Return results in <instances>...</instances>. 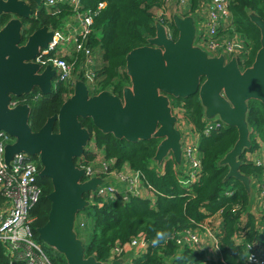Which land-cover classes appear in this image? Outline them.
Returning <instances> with one entry per match:
<instances>
[{"label": "trees", "instance_id": "1", "mask_svg": "<svg viewBox=\"0 0 264 264\" xmlns=\"http://www.w3.org/2000/svg\"><path fill=\"white\" fill-rule=\"evenodd\" d=\"M56 0L54 6L40 9L33 28L47 26L63 36L71 27L79 28V18L92 19L90 33L85 37L77 35L79 42L91 50L93 63L88 65L81 52L73 46L71 56L64 59L72 64V77L67 82H52L51 93L42 95L37 89L29 95L13 98L12 102L27 104L30 107L28 123L32 131H38L48 117L56 114L62 103L72 93L73 80L84 81L90 95L110 91L121 96L122 89L129 85L125 73V56L131 50L146 45V40L155 33L156 13L168 9L171 13L179 5V0ZM104 7L99 9V4ZM210 0H189L187 15L197 22L208 14ZM230 23L218 30V36L230 38L237 33L244 42V53L237 59L241 70L254 62L260 49V33L250 22L248 14L254 13L264 21V0H228ZM169 36L176 39L177 32L171 20L164 21ZM77 31V32H78ZM51 52L49 56H54ZM98 57V61H97ZM85 72L92 75V82L86 80ZM173 110L190 127L197 137L196 157L199 159L197 180L188 186L182 181L190 178L188 162L175 164L171 156L158 166L153 161L158 139L135 143L118 140L111 134L98 131L90 119H79L83 128L91 134L95 150L100 151L102 162L93 165L95 153L85 149L76 166L91 164L92 169L107 172L138 174L145 187L155 196L154 201L144 197L128 196L124 199L126 184L108 175L101 176L105 185L111 186L113 195L105 198L94 197L89 207L78 213L75 231L81 240L85 256H94L97 261H111L116 248H122L136 237H141L146 248L135 253L127 264H246V245L252 242L264 244V212L260 216L247 212L249 199L242 184L226 179L228 167L219 161L228 153L238 135L234 128L223 123H213L204 118L198 96L184 99H171ZM263 106L258 101H248L247 123L250 130L251 147L241 156L240 172L252 180L255 195L253 201L259 204L264 191L263 169L246 159L248 153L258 148L256 139L264 143ZM211 127L208 134L204 131ZM56 130V129H55ZM99 157V156H98ZM30 159L40 165L35 157ZM41 196L30 210L34 219L32 232L34 240L47 254L51 264H66L62 255L46 247L37 237L36 228L43 226L48 219L50 203L46 199L52 188L46 179L37 178ZM89 199L88 195L84 196ZM0 204H3L0 197ZM219 215L220 223L215 229L218 240L216 260H205L203 251H194L187 245L178 246L176 240L187 230H196L205 219ZM0 264H22L16 257H10L0 243Z\"/></svg>", "mask_w": 264, "mask_h": 264}, {"label": "water", "instance_id": "2", "mask_svg": "<svg viewBox=\"0 0 264 264\" xmlns=\"http://www.w3.org/2000/svg\"><path fill=\"white\" fill-rule=\"evenodd\" d=\"M25 11L19 2L17 15L25 17ZM248 17L260 33V49L250 67L241 70L235 57L226 61L223 55L213 57L196 46L195 17L174 14L176 39L170 38L166 27L155 21L154 36L146 40L145 46L126 54L129 85L122 89L121 96L106 90L90 95L85 82L76 78L71 95L36 132L28 123L30 107L13 104L12 99L29 95L34 89L42 95L51 93L55 70L50 66L41 70L35 60L39 50L51 42L53 33L42 27L20 46L19 20L9 21L0 30V131L14 140L4 147V160L9 167L18 153L37 158L38 177L48 180L52 190L46 195L50 203L47 222L35 231L38 239L62 255L66 264H127L130 260V255L106 262L85 256L77 237V215L91 204L84 196L95 193L105 183L99 177L85 181V170L75 164L92 137L79 119H90L98 131L118 140L135 143L158 139L153 158L156 165L171 156L180 166L182 134L176 128L178 119L171 99L196 94L206 120L217 119L236 129L237 141L219 165L228 167L226 179L239 181L250 201L251 179L239 169L241 156L251 147L248 101H258L264 108V21L254 13Z\"/></svg>", "mask_w": 264, "mask_h": 264}, {"label": "built area", "instance_id": "3", "mask_svg": "<svg viewBox=\"0 0 264 264\" xmlns=\"http://www.w3.org/2000/svg\"><path fill=\"white\" fill-rule=\"evenodd\" d=\"M189 0H179V5L171 13L168 9H161L157 11L161 14V18L155 21L164 25V21L171 20L174 14H181L183 7ZM46 7L54 6L56 0H44ZM75 4L76 1L74 0ZM228 0H210L209 10L207 17L201 19L198 24V36L195 45L207 51L211 56L217 57L223 55L225 60L235 57L238 59L244 53V42L237 33H234L230 38L221 39L218 36V30L221 26L230 23L229 10L227 7ZM104 3L99 4V9L104 7ZM180 15V16H185ZM191 15V14H189ZM80 31L69 33L68 36H63L58 31L53 30V38L45 49H41L39 55L36 58V62L42 67L52 66L56 71V79L59 82H67L72 77V64H68L64 59L66 54L58 51L59 45L73 42V46L76 52H81L85 58V63L91 65L93 63V56L91 50L86 48L82 42H79L77 35L81 38H85L90 33V26L92 19L89 16L79 18ZM165 26V25H164ZM51 52H54V56H49ZM58 53L62 55H58ZM86 80L92 82V75L85 72ZM75 80V79H74ZM73 80V83H74ZM72 83V84H73ZM13 104H16L13 102ZM177 116L176 128L187 127V130L191 134L190 127L181 120V117L177 114V110H173ZM213 123H219L217 119L208 120ZM219 121V122H218ZM222 123V122H221ZM211 127L205 129L204 133L208 134ZM193 134V133H192ZM183 138V135H182ZM259 138L256 139L257 145H264L263 142H259ZM13 139L4 131H0V197L3 204H0V243L6 249L7 255L10 257H16L22 264H51L47 254L43 250L42 246L37 243L33 238L32 224L34 219L30 217V210L37 204L41 196V188L37 183L38 167L30 159V156L25 153L15 154L8 167L4 160V147L13 143ZM196 143L193 141V135L189 136L188 142L182 147L183 160L188 162L190 172V178L182 181L184 186H188L197 180L199 173L200 162L196 157ZM246 159L252 162L254 165L263 169L264 176V157L258 154L248 153ZM85 170V181L91 177H99L103 175H113L120 181L125 182V196H137L146 198L148 194H153L149 187H145L139 179L138 174H132L129 172L124 173H108L106 166L103 165L102 170L92 169L91 164L85 166H78ZM129 173V175H127ZM103 179V178H102ZM113 188L106 186L105 183L102 186L97 187L95 193L88 194L89 203H92L94 197L105 198L109 195H113ZM154 195V194H153ZM259 213L264 212V191L261 192L259 197V204L257 207ZM202 232L206 236H210L214 240V244L217 247V238L215 235V228L211 227L209 223H202L196 230H187L184 234L176 240L178 246L187 245L194 251L199 250L202 247ZM146 248V244L141 237H136L131 240L122 248H116L114 250V256L112 260L120 258L127 253L133 251L135 253L142 252ZM248 256L246 258V264H264V244H258L255 242L246 245Z\"/></svg>", "mask_w": 264, "mask_h": 264}, {"label": "flooded vegetation", "instance_id": "4", "mask_svg": "<svg viewBox=\"0 0 264 264\" xmlns=\"http://www.w3.org/2000/svg\"><path fill=\"white\" fill-rule=\"evenodd\" d=\"M38 2L33 0H0V30L11 20H19L21 23L20 33H21V41L20 46L24 45L30 35H32L35 31L41 29L42 27L47 26H39L38 24L36 28H33L35 25L34 20L37 19V12L40 9L46 8L44 0H37ZM19 2H22L26 7L25 17H21L17 15V11L19 10ZM4 4H7L6 6ZM187 16V15H185ZM168 32L167 26H165ZM52 32L53 30L50 27H47V32ZM169 35V32H168ZM49 44V43H48ZM41 50V49H40ZM39 50V51H40ZM36 62V60H35ZM37 63V62H36ZM38 64V63H37ZM41 67V66H40ZM53 70H55L52 66H50ZM44 68L41 67V70ZM56 73L53 78V83L56 80ZM74 84V83H73ZM73 88V85H72ZM150 140V139H149ZM147 141V140H146ZM168 157V156H167Z\"/></svg>", "mask_w": 264, "mask_h": 264}, {"label": "crops", "instance_id": "5", "mask_svg": "<svg viewBox=\"0 0 264 264\" xmlns=\"http://www.w3.org/2000/svg\"><path fill=\"white\" fill-rule=\"evenodd\" d=\"M69 21L70 20H67L66 21V28L68 29V32L69 33H73L74 31L77 32L78 30L76 29V27H71L70 24H69ZM72 49H73V42H69V43H65L63 46H60L58 51L63 53V54H66V55H69L71 56V52H72ZM94 60V59H93ZM97 61H98V57H97ZM193 135V141L196 143L197 141V137ZM94 148V147H93ZM90 149V148H89ZM95 149V148H94ZM96 152V150H95ZM254 154H258L260 155L261 157H264V145H258V148L256 150L253 151ZM251 188H252V191H253V196L252 198L250 199L249 201V205L247 207V212H249L250 214L254 215L255 217L257 216H260V213L257 209L258 205L255 201H253V197L255 195V189H253V186H252V180H251ZM147 199H149L151 202L155 200V196L153 194H148ZM258 218V217H257ZM203 223H209L210 226L212 227V225H219L220 223V219H219V215H215L213 217H210V218H207L204 220ZM216 229V228H215ZM206 235L204 234V232H202V247H204L202 249V251L204 252L205 254V260H208V259H212L213 261L216 260L219 256L217 255V252H218V248L216 247V245H213L209 239H205ZM135 254V252L131 251L129 252V254L127 253L126 255H130V260L133 258V255ZM129 260V261H130ZM128 261V262H129ZM217 261V260H216Z\"/></svg>", "mask_w": 264, "mask_h": 264}, {"label": "rangeland", "instance_id": "6", "mask_svg": "<svg viewBox=\"0 0 264 264\" xmlns=\"http://www.w3.org/2000/svg\"><path fill=\"white\" fill-rule=\"evenodd\" d=\"M188 5H189V1H188V3L183 7L182 12H181L182 15H184V14L187 13ZM181 14H179V15H181ZM160 15H161V14H158V16L156 17L158 20L161 18ZM68 34H69V33H68ZM68 34H67L66 36H68ZM66 36H65V37H66ZM59 46H62V45H59ZM58 55H62V54L58 53ZM175 111H176V110H175ZM179 131H180L181 134L183 135V138H182V147L184 148V145L188 142V140H189V136L192 135V132H191V134H190L189 131L187 130V127H185V128H180ZM259 142H261V140H259ZM89 146H90L89 148H90L91 152H92L93 154L95 153V160H94L93 165L96 166L97 163H100V164H101L102 159H101L100 151H97V150H96V152H95V149L93 148L94 146H93L92 143H90ZM98 156H99V157H98ZM98 170H100V169H98ZM126 172H127V171H126ZM127 175H129V173H128ZM110 176L113 177V178H115L113 175H110ZM212 227H213V228H217L218 226L214 224V225H212ZM205 239H209V241H210L213 245H215V244H214V240H213V238H211L210 236H206ZM203 248H204V247H200L199 250L202 251ZM44 251H45V250H44ZM128 254H129V253H128Z\"/></svg>", "mask_w": 264, "mask_h": 264}, {"label": "clouds", "instance_id": "7", "mask_svg": "<svg viewBox=\"0 0 264 264\" xmlns=\"http://www.w3.org/2000/svg\"><path fill=\"white\" fill-rule=\"evenodd\" d=\"M105 180V179H104Z\"/></svg>", "mask_w": 264, "mask_h": 264}]
</instances>
